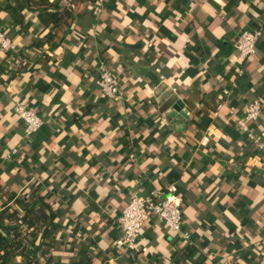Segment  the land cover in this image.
I'll use <instances>...</instances> for the list:
<instances>
[{"label": "crops", "instance_id": "obj_1", "mask_svg": "<svg viewBox=\"0 0 264 264\" xmlns=\"http://www.w3.org/2000/svg\"><path fill=\"white\" fill-rule=\"evenodd\" d=\"M0 29L16 48L0 49V211L31 192L52 206L41 264H264V151L237 125L264 102V0H0ZM254 29L243 59L234 42ZM250 130L264 147V109ZM152 192L181 205L190 239L152 218L128 251L117 220Z\"/></svg>", "mask_w": 264, "mask_h": 264}, {"label": "built area", "instance_id": "obj_2", "mask_svg": "<svg viewBox=\"0 0 264 264\" xmlns=\"http://www.w3.org/2000/svg\"><path fill=\"white\" fill-rule=\"evenodd\" d=\"M260 36V29L243 30L234 42V49L241 58L247 59L256 53ZM0 49L9 53L16 49L11 38L1 29ZM12 71H15V68ZM97 85L102 96L109 100L117 101L123 96L119 80L104 62L98 66ZM224 93L227 94L228 90H224ZM219 108L220 106L216 109L215 114H218ZM263 109V100L258 98L251 101L246 107L244 115L237 119V125L250 140L258 144L264 151V147L260 144V138L252 134L250 130V124L259 120ZM14 112L22 121L27 136L36 134L44 124L37 111L23 102L15 103ZM258 167L264 173V156L259 161ZM152 218L163 222L169 232L177 233L183 240L189 241L190 234L183 230L184 216L181 205L171 197L163 198L158 192H152L148 195L134 196L122 210L117 220L120 230L118 244L128 251H140L139 238L145 224Z\"/></svg>", "mask_w": 264, "mask_h": 264}, {"label": "trees", "instance_id": "obj_3", "mask_svg": "<svg viewBox=\"0 0 264 264\" xmlns=\"http://www.w3.org/2000/svg\"><path fill=\"white\" fill-rule=\"evenodd\" d=\"M8 55L14 56V52ZM49 210L52 206L31 192L27 198H20L0 211V264H41L43 241L51 232L56 217L53 210L46 212ZM37 233L42 241L33 246L31 238ZM49 262L50 258L47 264Z\"/></svg>", "mask_w": 264, "mask_h": 264}, {"label": "water", "instance_id": "obj_4", "mask_svg": "<svg viewBox=\"0 0 264 264\" xmlns=\"http://www.w3.org/2000/svg\"><path fill=\"white\" fill-rule=\"evenodd\" d=\"M183 107V104L181 102H178V106H176V108L180 111V113L184 116H186V113H185V110L184 111H181L180 108Z\"/></svg>", "mask_w": 264, "mask_h": 264}]
</instances>
